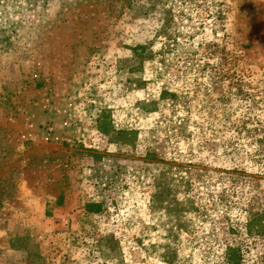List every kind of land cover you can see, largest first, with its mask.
Here are the masks:
<instances>
[{"label": "rangeland", "instance_id": "rangeland-1", "mask_svg": "<svg viewBox=\"0 0 264 264\" xmlns=\"http://www.w3.org/2000/svg\"><path fill=\"white\" fill-rule=\"evenodd\" d=\"M253 217L264 0H0V264H264Z\"/></svg>", "mask_w": 264, "mask_h": 264}, {"label": "trees", "instance_id": "trees-1", "mask_svg": "<svg viewBox=\"0 0 264 264\" xmlns=\"http://www.w3.org/2000/svg\"><path fill=\"white\" fill-rule=\"evenodd\" d=\"M264 224H262L261 219H257V217L250 218L246 224V230L249 236H259L263 233ZM232 249H229L228 252H232ZM230 253L227 254L225 257L224 264H238L240 257L237 256L236 258H232Z\"/></svg>", "mask_w": 264, "mask_h": 264}, {"label": "built area", "instance_id": "built-area-1", "mask_svg": "<svg viewBox=\"0 0 264 264\" xmlns=\"http://www.w3.org/2000/svg\"><path fill=\"white\" fill-rule=\"evenodd\" d=\"M65 126L67 125V124H64ZM48 132H50V133H53V129L52 128H48ZM59 138L56 136L55 137V140H58Z\"/></svg>", "mask_w": 264, "mask_h": 264}]
</instances>
